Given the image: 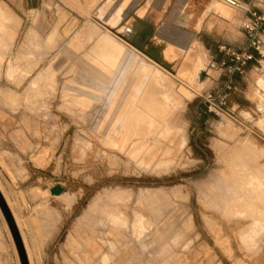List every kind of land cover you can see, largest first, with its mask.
<instances>
[{"label": "rangeland", "instance_id": "obj_1", "mask_svg": "<svg viewBox=\"0 0 264 264\" xmlns=\"http://www.w3.org/2000/svg\"><path fill=\"white\" fill-rule=\"evenodd\" d=\"M96 1L0 0V264H29L26 251L31 264H264V133L242 115L259 116L261 65L234 78L228 115L208 113L200 98L224 83L219 46L244 44L242 19L234 31L210 25L209 14L211 23L233 16L221 0H189L173 19L165 0L163 24L186 37L208 6L197 36L203 70L178 75L160 58L169 44L145 47L143 33L120 31L131 27L125 11L115 28L105 25L118 21L121 0ZM117 43L193 88L160 143L124 137L110 70L137 57ZM141 91L129 97L134 126ZM143 144L154 152H140ZM54 186L67 192L60 200L47 192Z\"/></svg>", "mask_w": 264, "mask_h": 264}, {"label": "bare ground", "instance_id": "obj_2", "mask_svg": "<svg viewBox=\"0 0 264 264\" xmlns=\"http://www.w3.org/2000/svg\"><path fill=\"white\" fill-rule=\"evenodd\" d=\"M185 3H186V1L180 0V2L177 5V9L181 10L184 7ZM236 11L239 13H242V11H240V10H236ZM163 29H164V27H163ZM109 42H111V41L109 40ZM117 44L119 46V49L122 51L123 55L129 54L128 56H130V54H131L130 50H131L135 53V55L137 57V60H134V61L130 60V63H126V68L124 65H122L124 70L118 69V68L110 70V72L113 74L112 76H113V79L115 81V85L113 86L112 90L114 92H116V94H117L116 95L117 101L115 100V104L120 106V105H122L123 102L125 103L124 104L125 106H123L124 108L123 109L120 108V112L117 111L118 112V118L117 119H119V121L121 123L122 131L124 133V137L128 143L132 142V143H134V145H137V146L139 145L138 141H142V143H143L145 140H147V142H149L151 144H155L157 142L160 143L161 138L167 137L168 134L172 132V131L170 132V130H169L170 129L169 128L170 117H172V114L174 113L175 109L180 108L182 106L183 102L185 101V99L183 97L188 96L189 91L186 89L187 88L186 85H183L184 87L181 85L182 86L181 88L179 87L180 85L177 86L176 81H179V80H177L176 78H174L171 75H169L168 73H166L165 69L162 66H161L162 67L161 68L160 66H158L155 63L154 64L148 63L147 62L148 60L146 59V57L138 55L134 49H132V48L127 49L123 45H121L119 43H117ZM201 49L202 48L192 38L183 36L180 40L176 41L175 44H169L168 48L160 54V58L162 59V62L167 64V67L171 68L170 72H173L174 74L179 75L182 72H186V73L192 74L193 76H198L201 73V71L203 70V65H202V62L200 59V54H199V50H201ZM144 53L142 51L141 54L143 55ZM201 57H203V56H201ZM139 59L141 60V62L138 61ZM262 61H264V59L261 60V62ZM144 63L147 66H145ZM128 67H129V69H128ZM125 69L130 71L131 76L132 75L135 76V78L137 80L136 83H132V82L129 83L128 81H125V78L127 77V74H128V71ZM102 71H104V70H102ZM124 71H127V72L124 73ZM106 72H109V70L107 69ZM105 75H107V74H105ZM104 78H106V77H104ZM102 81H103V79H102ZM92 82H95V81H92ZM137 85L141 86V88L145 85V89H141L142 91L140 92L139 96L135 100V105L138 108V110L136 112H138V114H139L138 118H139V122L141 123L140 126L138 125L139 127L134 126L131 122V113L134 110V106L131 103V101L133 99L129 100V97L132 93L133 88ZM255 86H256V88L254 91V95H255V98H257V100H258V103H256V107L258 109L257 111L259 113L261 120L256 122L255 120H253V118L250 117V115L245 114L244 116H245L246 120L248 122H250L255 128H257L259 131L264 133V79L262 78L261 80L257 81ZM93 94H94V92H93ZM85 104H86V102H85ZM102 109H103V111H106V108H102ZM115 114H116V111H115ZM113 122H114V120H113ZM135 124H138V122H135ZM115 129H116V127H115ZM110 130H111V128H110ZM171 130H173V129H171ZM120 146H122V144ZM140 147H141L140 152H145V153L154 152V148L149 144H143ZM251 180H253V179H251ZM258 188H260V186L257 185V189ZM48 192H49V196H52L50 194V190ZM65 193H67V192L64 191L60 195L53 196V197H60L61 195H65ZM2 195L4 198L6 197V196H4L3 193H2ZM5 201H6V199H5ZM237 205H239V204H237ZM8 206H10V205L8 204ZM11 213H12V211H11ZM12 216H13V213H12ZM13 218H14V216H13ZM14 221H15V219H14ZM16 226L18 227V230H20L19 226L17 224H16ZM19 233H20V231H19ZM20 236H22V233H20ZM22 237H21V239H22ZM22 242H23V245H25V242L23 239H22ZM24 248H26L25 249V251H26L27 250L26 245L24 246ZM26 252H27L26 256H27L28 263L31 264V258L29 256V253H28V251H26Z\"/></svg>", "mask_w": 264, "mask_h": 264}, {"label": "crops", "instance_id": "obj_3", "mask_svg": "<svg viewBox=\"0 0 264 264\" xmlns=\"http://www.w3.org/2000/svg\"><path fill=\"white\" fill-rule=\"evenodd\" d=\"M117 1L118 0H107L104 3H108V2L109 3H116ZM121 1H122V10H121L118 21L114 24V26H111V25H108L105 23L104 24L111 27V28H115L121 22V20L123 18V13L125 11V17L123 19V22L126 23L127 21L130 20L128 22V25L131 27L124 28V29L122 28V29H120V31L128 33V31H132V29H133L136 32L139 31V32L143 33L144 39L147 41L145 47H148L153 42H156L157 45L159 44V42H165L166 44H175L176 41L180 40L183 36H187V35L181 34L179 32L180 30H178V29H181V27L173 28V27L169 26L168 24H163V19L165 16L164 14H165V10H166V8L164 7L165 6L164 0H121ZM167 1L170 2V0H167ZM181 1H186L184 7L181 10L177 9V5L180 2V0H173V2H171V5H168L169 7L173 8L172 9L173 15H171V18L174 19V16H178L180 18V16H183L185 14V10L188 6L189 0H181ZM104 3L102 2V0H100V1L97 0L94 7L97 8L98 6H100L101 4H104ZM250 6L260 8V9H264V0H256L255 2L250 3ZM207 8H208V6L206 7V9L204 10L203 13L206 12ZM230 9L233 11V16L231 19H224L223 17L218 16V21L211 23L212 15L209 14L207 16V18L210 17L208 23L210 25L218 24L219 28L222 30H223V28H225V29H230V30L234 31L235 28L237 26H239V24L241 22L240 19H242V22H243L245 19H247L248 16L244 12H242L243 15H241V13L237 12L236 10H234L232 8H230ZM203 13H202V15H203ZM202 15H201V17H202ZM200 18H199L198 22H196L194 25L196 31L198 32L197 35L194 37H191L190 35H188L199 46H201L203 43L199 42V38L197 40V36H198L200 30L202 29V27L204 25V24H201L199 22ZM207 18H206V20H207ZM180 24L183 25L184 23L180 22ZM206 24H207V22H206ZM163 27H164V29H163ZM240 29H241V27H240ZM159 46H160V44H159ZM201 48L202 49L204 48L203 45L201 46ZM141 53L138 55L145 57ZM146 59L151 64H154L148 58H146ZM207 62H208V64H210V61H209L208 57L206 56V61H205L206 70L205 71H207ZM260 62H251L248 66V69H250L249 72H253L255 69H257V68L253 69V67L255 65H257V64L259 66L261 65L260 68H258L257 70L254 71V83H253L252 97H253V101H255V103H258L257 98H254L255 97L254 91L256 88L255 84L257 81L261 80V79H259L260 76H262V75L264 76V61H262L261 63ZM209 71H212V70H208V72ZM246 75H247V73H246ZM246 75L244 77L239 78V79L241 81L244 80ZM186 87L193 94V91H192L193 88H190L188 86H186ZM141 89H145V85ZM245 114L250 115L249 113H242L244 118H245V116H244ZM250 117L253 118L251 115H250ZM245 120H246V118H245ZM253 120H255L257 122V121H260L261 118H260V116H258L255 119L253 118ZM0 190H1V187H0ZM57 199H59V198H57Z\"/></svg>", "mask_w": 264, "mask_h": 264}, {"label": "built area", "instance_id": "obj_4", "mask_svg": "<svg viewBox=\"0 0 264 264\" xmlns=\"http://www.w3.org/2000/svg\"><path fill=\"white\" fill-rule=\"evenodd\" d=\"M256 0H221L225 5L247 14L241 30L245 42L239 47L219 46L224 58L218 64L220 77L225 81L220 88L204 92L200 96L208 113L215 116L228 115V98L235 77H244L251 62L264 59V9L251 7Z\"/></svg>", "mask_w": 264, "mask_h": 264}, {"label": "water", "instance_id": "obj_5", "mask_svg": "<svg viewBox=\"0 0 264 264\" xmlns=\"http://www.w3.org/2000/svg\"><path fill=\"white\" fill-rule=\"evenodd\" d=\"M257 108V107H256ZM258 110V109H257ZM62 192H64V189L61 188L60 186H54L50 189V194L52 196H58L60 195Z\"/></svg>", "mask_w": 264, "mask_h": 264}]
</instances>
